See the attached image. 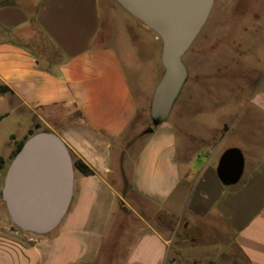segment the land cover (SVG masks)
<instances>
[{
  "label": "crops",
  "instance_id": "obj_1",
  "mask_svg": "<svg viewBox=\"0 0 264 264\" xmlns=\"http://www.w3.org/2000/svg\"><path fill=\"white\" fill-rule=\"evenodd\" d=\"M1 3L5 4L0 5V108L8 112L0 113V121L16 116L23 126L15 127L8 155L1 157L0 187L13 154L37 128L58 135L73 163L82 162L93 174L75 168L68 212L47 236L19 230L0 202V264H94L117 208L126 202L120 191L126 181L131 192L177 218V227L183 224L188 232L213 235L218 253L208 264H264L260 143H224L199 164V156L188 153L189 144L179 156L175 123L167 121L146 134L124 177L125 136L140 113L125 65L135 66L136 32L143 39L139 55L142 46L148 47L151 68L159 69L161 39L153 30L132 20L116 0ZM118 20L125 29L122 39L117 38ZM42 39L55 49L56 59L49 55L44 60L35 53L33 46ZM119 40L125 43L124 58L113 44ZM253 100L264 114V88ZM233 131L223 128V137ZM233 148L244 161L235 187L223 185L217 176L220 159ZM172 247V238L146 221L124 264H179L178 254L170 259Z\"/></svg>",
  "mask_w": 264,
  "mask_h": 264
},
{
  "label": "rangeland",
  "instance_id": "obj_2",
  "mask_svg": "<svg viewBox=\"0 0 264 264\" xmlns=\"http://www.w3.org/2000/svg\"><path fill=\"white\" fill-rule=\"evenodd\" d=\"M116 25L117 38L122 39L124 26L119 20ZM133 35L138 47L133 62L135 66L131 68L126 62L125 69L132 92L139 102L140 113L125 136L124 177L128 175V165L145 143L147 131L154 127L149 105L164 72L162 61L159 69L151 68L148 47L142 46L139 55V43L143 39L136 32ZM120 43V40L113 42L124 58L121 48L125 43ZM33 47L44 60L49 55L55 59L58 56L46 40L42 39ZM161 51L162 43L160 55ZM185 62L189 79L168 119L175 123L179 156L185 153L186 144L191 147L189 154L199 156V164L206 162V157L214 155L224 143L239 141L248 146L260 143L264 148V114L253 100L256 93L264 88V0H216L209 20L192 44ZM6 109L0 108V113L8 112ZM19 126L22 127L23 122L16 116L0 121V158L8 155L9 138ZM223 128L234 131L230 137H223ZM3 175L0 172V183ZM128 184L126 181L120 188L126 202L117 208L94 264H124L146 221L172 238L171 260L178 254L179 264H208L217 257L213 235L195 230L188 232L183 224L177 227V218L131 192ZM232 186H237V183ZM2 189L0 187V202L3 203Z\"/></svg>",
  "mask_w": 264,
  "mask_h": 264
},
{
  "label": "water",
  "instance_id": "obj_3",
  "mask_svg": "<svg viewBox=\"0 0 264 264\" xmlns=\"http://www.w3.org/2000/svg\"><path fill=\"white\" fill-rule=\"evenodd\" d=\"M216 0H116L161 39L164 72L152 95L153 128L170 117L189 79L185 57L199 37ZM153 128L147 132H152ZM39 130V128H37ZM244 161L239 149L227 150L217 176L225 186L240 181ZM75 167L64 141L50 131L28 138L12 160L1 192L13 224L36 236L53 233L65 218L74 189Z\"/></svg>",
  "mask_w": 264,
  "mask_h": 264
},
{
  "label": "trees",
  "instance_id": "obj_4",
  "mask_svg": "<svg viewBox=\"0 0 264 264\" xmlns=\"http://www.w3.org/2000/svg\"><path fill=\"white\" fill-rule=\"evenodd\" d=\"M4 4H5V3H1L0 5H4ZM39 129H40V128H39ZM153 131H154V129H153ZM153 131H152V132H153ZM35 133H36L35 131H31L29 137H31V136L34 135ZM147 133H148V132H147ZM149 133H151V132H149ZM27 140H28V138H27L24 142H22V143L19 145V147L17 148V150L15 151V153H14L13 156H12V160H13L14 157L19 153V151L22 149L24 143H25ZM2 165H3V159L0 158V170L3 169ZM74 167H75L76 169H78V170H79L82 174H84V175H92V174H93L92 170H90V169H89L85 164H83L82 162H75V163H74ZM1 199H2V197H1Z\"/></svg>",
  "mask_w": 264,
  "mask_h": 264
}]
</instances>
